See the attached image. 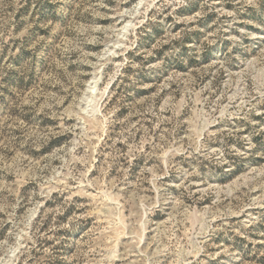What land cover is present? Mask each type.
Listing matches in <instances>:
<instances>
[{"label": "rangeland", "instance_id": "rangeland-1", "mask_svg": "<svg viewBox=\"0 0 264 264\" xmlns=\"http://www.w3.org/2000/svg\"><path fill=\"white\" fill-rule=\"evenodd\" d=\"M0 264H264V0H0Z\"/></svg>", "mask_w": 264, "mask_h": 264}]
</instances>
